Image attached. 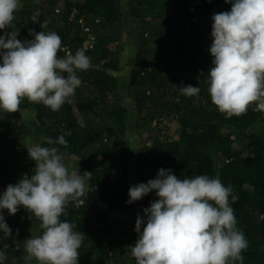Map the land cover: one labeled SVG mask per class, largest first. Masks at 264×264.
Returning <instances> with one entry per match:
<instances>
[{"label":"trees","instance_id":"obj_1","mask_svg":"<svg viewBox=\"0 0 264 264\" xmlns=\"http://www.w3.org/2000/svg\"><path fill=\"white\" fill-rule=\"evenodd\" d=\"M11 30L21 42L34 33L61 37L58 57L83 49L90 68L77 72L81 85L59 111L27 98L24 114L0 113V193L30 176L29 144L56 140L69 170L83 174L91 190L67 220L84 233L78 264H135L137 216L158 199L150 193L127 203L131 186L171 169L178 179L208 175L233 188L229 197L248 247L243 264H264V112L249 107L226 119L212 104L207 74L212 67V16L230 11L226 0H21ZM10 29L0 30L4 35ZM199 86V100L177 88ZM171 126L175 127L172 133ZM12 230L5 264H26L25 241L38 236L39 221L20 208L3 212ZM0 233V237H2ZM31 264H37L35 260Z\"/></svg>","mask_w":264,"mask_h":264},{"label":"clouds","instance_id":"obj_2","mask_svg":"<svg viewBox=\"0 0 264 264\" xmlns=\"http://www.w3.org/2000/svg\"><path fill=\"white\" fill-rule=\"evenodd\" d=\"M230 11L212 16V67L207 74V92L226 119L245 114L249 107L264 112V0H226ZM21 0H0V30L10 29ZM19 32L0 35V113L11 114L24 98L59 111L70 102L81 85L77 72L90 68L83 49L58 57L61 37L55 32L34 33L21 42ZM188 98L199 100V86L177 88ZM29 144L28 156L35 162L30 176L9 184L0 193V239L12 230L3 214L14 216L22 207L30 219L39 221L41 234L25 241L24 260L31 264H78L84 233L62 216L69 202L79 206L91 190L86 183L92 173L69 170L66 155L57 147L65 145L64 135L56 140L41 138ZM158 199L145 208L146 220L139 215L135 231L138 239L130 246L135 264H243L248 247L237 227L230 206L237 196L218 177L196 175L178 179L171 169H160L155 179L129 188L127 203L140 201L150 193ZM8 245L0 248V264L8 257Z\"/></svg>","mask_w":264,"mask_h":264},{"label":"rangeland","instance_id":"obj_3","mask_svg":"<svg viewBox=\"0 0 264 264\" xmlns=\"http://www.w3.org/2000/svg\"><path fill=\"white\" fill-rule=\"evenodd\" d=\"M174 128H175L174 126H173V127L171 126V128H170V130H171L170 132H171V133H172V131L174 130Z\"/></svg>","mask_w":264,"mask_h":264}]
</instances>
